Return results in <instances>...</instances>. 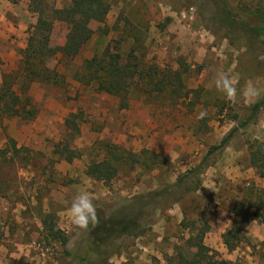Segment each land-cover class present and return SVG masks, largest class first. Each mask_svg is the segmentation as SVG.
<instances>
[{
  "label": "rangeland",
  "instance_id": "1",
  "mask_svg": "<svg viewBox=\"0 0 264 264\" xmlns=\"http://www.w3.org/2000/svg\"><path fill=\"white\" fill-rule=\"evenodd\" d=\"M30 1L0 0L7 18V29L4 25L0 31V87L4 76L19 71L29 28L37 23ZM51 2L62 9L71 0ZM108 2L111 9L105 22L91 24L94 35L74 61L68 63L61 55L50 59L49 66L65 76L64 86H31L28 94L39 112L37 118L26 122L0 117V264H71L65 252L84 249L89 234L68 214L82 191L91 195L97 213L108 217L127 210L137 197L162 189L167 190L164 205L152 212L144 236L126 239L119 251L103 248L113 255L109 264H171L181 239L189 237L181 227L185 213L210 226L205 244L220 259L264 264L260 220L244 228L246 240L235 251L222 238L233 224L234 203L241 201L246 189L264 188L248 158L249 144L264 141V110L227 147L208 156L249 117L245 109L264 95V51L257 39L249 46L250 34L239 27L243 14L253 19L252 24L258 23L254 14L264 12V0ZM229 13L231 22L226 24ZM13 25L20 33L11 31ZM69 30L66 23L56 22L51 47H62ZM118 43L125 57L137 48L144 64L179 74L183 87L175 83L164 93L149 96L134 90L124 108L115 96L77 81L75 74L82 72L86 61ZM222 72L237 86L240 94L235 102L216 88ZM249 83L259 95H243ZM201 111L207 112L204 119H198ZM66 145L77 154L71 162L55 152L57 146L61 151ZM112 146L133 152L140 162L133 167L123 162L109 183L89 177L88 167L103 161ZM237 147L245 154L238 160ZM144 151L161 158L151 171L145 167L150 163ZM206 158L197 191L182 195L181 188L172 189L179 176ZM49 214L71 239L68 246L45 239L41 223Z\"/></svg>",
  "mask_w": 264,
  "mask_h": 264
},
{
  "label": "trees",
  "instance_id": "2",
  "mask_svg": "<svg viewBox=\"0 0 264 264\" xmlns=\"http://www.w3.org/2000/svg\"><path fill=\"white\" fill-rule=\"evenodd\" d=\"M51 1H30L29 10L37 15V23L29 28L27 47L21 53L19 71L3 77L0 87V117L34 121L39 112L28 94L31 86L36 83L51 87L64 86L65 76L49 66L50 59L61 55L68 63L74 61L94 35L91 24L94 22L103 24L111 9L108 0H71L70 5L62 9H55L51 6ZM218 1L224 2V0ZM227 16L224 21L226 24L231 22V14ZM254 16L258 23L252 24L253 19L251 20L248 14H243L239 18V27L242 32L250 34L248 36L252 39L249 46L254 44L253 39H257L260 50L264 51V12ZM56 22L66 23L70 28L65 44L59 48L51 47V35ZM120 50L119 43L108 45L103 54L84 63L82 72L75 74L77 81L84 86L93 87L99 93L115 96L120 99L124 108L129 105L134 90L149 96L153 93L162 94L166 87L170 88L175 83L183 87L179 74L171 75L155 65L151 67L144 64L138 57L137 48H132L127 57L122 55ZM263 110L264 95L245 109L250 113L249 117L244 119L237 129L232 130L218 147H214L208 156L214 151L227 147L239 130L254 122ZM73 124H75L74 119ZM55 152L69 162L77 155L67 145L61 151L60 146H57ZM108 153L103 161L93 162L88 167L89 177L109 183L117 177L123 162L132 167L140 162L139 156L134 155L133 152L127 153L121 148L108 147ZM143 155L146 162L150 163L145 165L149 171L161 160L159 155L150 151H144ZM248 158L250 167L264 183V141L256 139L249 144ZM206 168L207 158L179 176L172 189L181 188L182 195L197 191L200 177ZM166 191L162 189L139 196L130 202L129 207H125L127 210L114 211L108 217L98 212L99 223L90 224L87 229L89 234L85 242L86 247L73 252L67 250L66 260L71 264H109L113 255L103 248L111 247L119 251L121 249L119 246L126 239L143 237L148 226L151 225L152 212L164 205ZM233 214L235 216L233 224L222 236L225 246L230 251L237 250L246 240L243 230L248 224L255 220H260L264 224V188L252 186L246 189L241 201L234 203ZM186 215L185 213L181 227L189 232V237L181 239L182 242L176 247L171 264H232L220 259L216 251L206 246L205 237L210 231V226L203 221H192ZM41 224L46 240L59 241L64 247L68 246L71 239L58 229L52 214L44 217Z\"/></svg>",
  "mask_w": 264,
  "mask_h": 264
},
{
  "label": "clouds",
  "instance_id": "3",
  "mask_svg": "<svg viewBox=\"0 0 264 264\" xmlns=\"http://www.w3.org/2000/svg\"><path fill=\"white\" fill-rule=\"evenodd\" d=\"M215 83L217 90L222 92L229 101H236L240 93L229 74L223 72L219 73ZM259 94V90L255 89L250 83L243 90V95L245 97ZM206 115V111H201L198 115V119H204ZM68 214L72 223L81 230H87L90 224L96 225L99 223L96 206L91 195L86 191H82L74 197L68 209Z\"/></svg>",
  "mask_w": 264,
  "mask_h": 264
},
{
  "label": "crops",
  "instance_id": "4",
  "mask_svg": "<svg viewBox=\"0 0 264 264\" xmlns=\"http://www.w3.org/2000/svg\"><path fill=\"white\" fill-rule=\"evenodd\" d=\"M5 13L6 12H3V10L0 9V31L2 30L1 27L4 26V25H5L6 29H7V25H6L7 24L6 23L7 22V18L5 16ZM11 31L14 32L15 34L18 33V32L20 33V31L14 25L11 27ZM0 33H2V32H0ZM20 46L23 49L25 48V45L22 42H21ZM242 150H243L242 147H239V148L237 147V160L239 158H241L243 155H245L244 151H242Z\"/></svg>",
  "mask_w": 264,
  "mask_h": 264
}]
</instances>
